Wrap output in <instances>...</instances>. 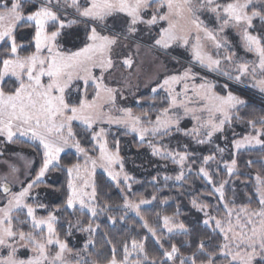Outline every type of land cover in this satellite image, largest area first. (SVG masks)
Masks as SVG:
<instances>
[{
	"label": "snow or ice",
	"instance_id": "1",
	"mask_svg": "<svg viewBox=\"0 0 264 264\" xmlns=\"http://www.w3.org/2000/svg\"><path fill=\"white\" fill-rule=\"evenodd\" d=\"M69 8L74 10L77 18L68 20L66 24L63 13ZM119 13L125 14L128 20L124 28L117 32L109 27L108 22L109 18ZM204 13L211 14L208 19L215 23V28H210L200 18ZM254 20L259 21L258 27L254 25ZM77 23L85 25L86 42L83 47L76 51L60 50L57 40L61 29ZM24 25H34L35 52L21 56L22 46L17 44L15 32ZM139 25H146L149 29L159 26L154 44L163 50L171 49L173 45L187 49L190 42L194 41L191 43L192 59L210 73H217L236 82H243V78L248 75L255 78L257 69L264 76V0H0V50L7 49L4 56L0 57V136L6 137L9 142L18 136L28 137L38 142L43 149L42 164L34 180L26 186L22 183L19 191H12L7 183L2 186L0 264H96L94 260L83 258L81 252H87L93 244L91 233L100 227L99 224L94 227L93 220L105 212L108 206L98 209L93 204L96 190L93 186L91 193L86 192L84 189L88 187L87 181L80 187L76 185L74 181L81 171L80 164H73L66 169L68 193L64 210L73 209L81 213L86 210L85 214H90L86 226L79 218L75 224L68 221L65 233L66 236L74 235L73 227L89 233L90 237L82 250L73 252L67 240L60 238L55 212L48 211L46 217H39L36 215L37 209L47 210V206L37 201L34 207L26 201L32 199L31 190L38 185L50 166L59 167L60 154L66 148H75L78 153H83L86 165L90 162L93 169L97 166V160L88 156L86 149L76 139L72 125L74 121H80L86 130H92L93 125L107 115L103 112L104 105L115 104L114 89L104 83V72L113 64L111 53L114 47L122 40L133 38L139 31ZM229 27L240 29L245 52L253 53L257 61H242L237 58L236 52L224 55L222 59L214 58L204 51L201 33L204 38L213 41L219 50L227 48L228 44L226 39L218 40L216 32H224ZM45 51L47 55H44ZM216 56L219 57V51ZM223 62L232 65L237 74L233 75L223 67ZM124 63L130 64L131 61L125 60ZM193 67L195 65L184 68L179 74L167 76L158 85L167 91L170 103L162 111L164 119L157 116L154 124L148 121L152 124L151 129L138 127L142 123L141 117L133 116L131 109H122L124 118L115 121L108 116V122L124 124L132 132H138L142 141L149 131L154 136H169L173 127L175 131H181L179 123L182 117L179 114L169 115L170 109L179 107L183 108L185 116L192 114L197 121V125L190 131L185 130L184 135L193 137L198 144L210 142L214 133L223 132L224 126L231 124L234 114H238L241 108L249 107V102L231 90L226 95H220L215 91L216 84L203 76L200 77L201 83L192 86L193 95L188 96L187 81L195 80L198 76ZM94 69H99L100 74L96 75ZM13 77L18 86L14 90L5 91V78ZM181 83L184 85L183 92H175L172 85ZM90 86L94 87L91 98L88 94ZM253 87H259L260 92L264 93V78L255 80ZM223 88L228 89L229 85L225 83ZM152 91L156 92L157 89L153 88ZM181 96L183 99H180ZM197 112L207 113V119L196 115ZM236 118L239 119V116L236 115ZM257 123L260 124L259 128ZM248 124L253 133L234 140L235 149L252 145L264 148V117L259 121L249 120ZM201 135L203 138H199ZM91 138L99 144L100 166L108 171L113 180L117 179L119 174L112 172L111 166L120 159L118 149L115 153L109 151L104 129L91 131ZM149 146L153 149V155L171 158L173 163L180 166L175 180L186 179L184 169L189 159L187 151H173L166 146H163L162 151L161 147L151 142ZM217 151L222 153L224 149L218 148ZM214 159L213 155L204 156L202 165L207 166ZM235 165V159L225 164L229 175L234 174ZM205 166H201L198 171L202 178L213 185L214 193H218L217 199L222 202L218 210L222 206L224 215L217 218L204 212L207 218L203 224L206 227L211 224L212 232L222 236V239L217 242L209 235L207 240H199L192 254L185 257L176 244L164 248L156 229L149 227L145 221L143 226L156 238V244L162 249L160 258L149 259L145 244L133 239L131 251L127 244L124 245L122 260H117L113 248L112 258L107 264H264V180L257 175L260 185L257 188L260 195L259 208L236 209L230 206V203L234 205V201L225 202L224 187L227 181L215 185L212 174ZM129 179L127 175L124 176L125 182ZM146 203L149 201L143 198L138 201L125 198L123 208L126 211L120 219H125L127 211H134L139 216L140 206ZM192 204L200 211L209 207L207 204H198L195 199ZM59 211L56 209V212ZM108 219L113 225L117 223L114 217L109 216ZM163 228L169 233L177 230L184 235L189 234L185 224L177 222L175 217L164 216ZM21 250L30 254L21 256ZM132 252L137 254V259H129ZM68 255L79 258L69 260Z\"/></svg>",
	"mask_w": 264,
	"mask_h": 264
},
{
	"label": "trees",
	"instance_id": "2",
	"mask_svg": "<svg viewBox=\"0 0 264 264\" xmlns=\"http://www.w3.org/2000/svg\"><path fill=\"white\" fill-rule=\"evenodd\" d=\"M221 2H224V0H221ZM81 24L77 23L69 26L67 33L80 27ZM254 25L258 27L259 21L254 20ZM50 30L51 28H49ZM15 36L17 44L22 46L20 49L21 56L35 52L34 25L18 27ZM64 36L58 40L59 46L63 43ZM85 42L86 37L81 45L65 51H76L80 47H83ZM6 50H0V57L4 56ZM61 50L64 51V49ZM180 58L183 59V57ZM163 61L166 66L171 67L169 66V64L171 65V60L164 58ZM203 75L206 78H210L214 83L224 81L215 75ZM257 78H264V76L260 73ZM246 84L249 83H243L244 86ZM3 85L5 91L14 90L18 86L15 79H6ZM229 86V90L249 102V107L241 108L238 114L233 115L231 124L224 131V141L222 140V136L217 138L218 140L216 139V143H219L218 148L224 149L222 153L217 151L218 148L215 141L196 144L188 136L176 131H172L169 136L161 137L158 135L146 142L139 141L135 135L129 134L122 128H110L107 131L105 138L108 148L114 153L118 149L123 169L131 177L130 187L124 188L115 185L101 172L95 174V206L99 209L107 205L108 209L94 218L93 226L95 227L96 224H99L100 227L91 233L93 244L89 246L87 252H81L83 258L89 261L94 260L96 264H107V261L112 258L113 248H115L117 260H122L124 257V245L127 244L128 249H130L132 247V240L135 239L145 244L149 259L153 257L159 259L162 249L156 244V238L152 237L148 229L143 226L145 221L149 227L156 229L164 248H169L170 244H176L181 254L185 257L192 254L199 240H207L209 235L214 238V241L218 242L221 240L222 236L216 235V233H213L211 229L203 224L205 216L198 212L192 204V201L195 199L198 204L209 205L207 208L210 214L217 218H220L224 214L222 206L218 210V206L222 202L218 201V196L213 192V185L208 184L198 171L201 166H204L202 165V158L204 156H215V159L206 166L210 174H212L215 185H219L222 181H227L224 187L225 202L234 201V205L230 203V206L235 208H239L240 206L249 207L250 209L259 208L256 177L259 175L264 180V148L245 150L235 155L229 147L232 146L234 140L253 133V129L248 124V121H259L261 117H264V100L230 84ZM154 87L137 94L130 92L129 94L132 95L127 98L129 103L124 107L131 109L134 116L141 117V124L145 127L152 125L148 123L149 120L154 124L157 116H162L163 109L168 108L170 103L164 92L153 93L152 89ZM215 90L220 95L227 94L220 85H217ZM88 94L89 98H91L94 94V87L90 86L88 88ZM236 115L239 116V119L236 118ZM259 127L260 124L257 123V128ZM72 129L76 133V139L86 149L88 156L96 159L99 151L95 146L94 140L91 138V131L86 130L79 124H73ZM181 129H185L184 126ZM150 142L162 149L163 146H167L169 150L174 151L176 149V151H187L189 153L186 167H190L192 171L186 175L185 180H175V176L179 174L176 165L170 163L168 158L159 159L158 156L153 155V149L149 146ZM4 148L6 151L23 150L33 154L35 159L34 167L30 173V178L25 184L27 185L28 182L34 180L42 164V148L21 140H14L12 143L5 144ZM232 159L236 160V173L229 175L225 164H230ZM249 161L252 163L249 164ZM73 164L81 165L82 161L73 153L62 155L59 160V167H51L44 181L34 187L36 189V202L29 201L28 203L33 204L35 207L38 201L47 206V210H37L36 215L39 217H46L48 211L55 212L58 219L56 228L60 238L66 239L69 247L73 249V252H76L84 248L90 234L81 232L78 228L73 227L72 231L74 235L66 236L68 221H72L75 224L76 219L79 218L86 226L90 215L81 213L80 211L64 210L68 193V174L66 169ZM165 177H172V179L166 180ZM154 196L156 199H153ZM125 198L134 201L143 198L149 201L150 205L140 209L139 216L127 213L125 219L121 220L120 217L124 216L126 211L123 208ZM56 209H60V211L56 212ZM109 216L116 219L117 223L115 225L108 219ZM164 216L175 217L177 222H183L186 228L189 229V234L184 235L181 232L174 234L167 233L163 228ZM72 258L75 260L79 257L72 255Z\"/></svg>",
	"mask_w": 264,
	"mask_h": 264
},
{
	"label": "rangeland",
	"instance_id": "3",
	"mask_svg": "<svg viewBox=\"0 0 264 264\" xmlns=\"http://www.w3.org/2000/svg\"><path fill=\"white\" fill-rule=\"evenodd\" d=\"M33 1L35 2V0H33ZM164 11H167V9H164ZM209 15H211V14L204 13L201 15L200 18L205 20V22L208 23L210 28H215L216 27L215 23L213 21H209V19H208ZM63 16H64L66 24H67L68 20H72V19L77 18L75 16L74 10L71 8L67 9V11H65L63 13ZM127 20H128V17L125 14L119 13V14L115 15L114 17L109 18V22H108L109 27L114 29L115 31L119 32L124 28ZM160 23H161V25H163L165 27L167 26L164 22H160ZM68 27L61 29V35L58 37V40H60L65 35L64 36L65 39L63 40V43H61L60 46L58 45L60 50L64 49V51H65V50L74 49L75 47H78L79 45H81L85 41L86 36H85V25H84V23H82L80 25V27L72 30L69 33H67ZM158 27L159 26H153L151 29H149L146 25H139L138 26L139 31H138V33L133 35V38H131L129 40H122L120 44H118L117 46L114 47V49L111 53V58H112L113 64L110 68H108L104 72V83L108 87L114 89V95L116 96V101H115L114 105H111V104H105L104 105L103 112L106 113L107 115L103 119L97 121L93 125V129L89 130V131L99 132L100 129H104V139H106L105 138L106 133L110 128H122L125 131H127L129 134L135 135L139 139V141H141V142H146L150 138L158 136V135H156V136L152 135L151 132L149 131L148 133L145 134L144 140L142 141L140 139V134L138 132H132L130 130V128L126 127L124 124H118L115 122L109 123L108 122V116L112 117L113 121H115L116 119L124 118V113L121 110L126 109L124 107H126V105L129 103L127 98L131 97V95H132V94H129L130 92L137 94L140 92H145V91L149 90L151 87L155 86L154 88H156L157 91L156 92L152 91L153 93H157L159 91H162L168 97L167 91L165 89L159 88L158 85L162 84L163 80L167 76L179 74V73L183 72L184 68H187V67H190L193 65H195V67H193V71L197 72L198 76L195 80L187 81V83L189 85V91L187 93L188 96L193 95V93L191 91L192 86L202 82L200 80V77L201 76L205 77L203 74H206V75L210 74V75H215L216 77H219L220 79L224 80L223 82H220V81L217 83L215 82L216 86L220 85V87L223 88V85L225 83H227L228 85L230 84L231 86H233V87L235 86L242 91L249 92L250 94L252 93V94H254V95H256V96H258L264 100V93L260 92L259 87H253L255 80L259 79V78H257L258 74H260L259 69H257V73H256L255 78H253V76H251V75H248V76L243 78V82H236L235 80H229L227 77L219 75L217 73H210L206 69L202 68L195 60L192 59L191 43L194 41L190 42L187 49L184 47H178L176 45H173V47L171 49L163 50V49L159 48L158 46H155L154 37L157 36ZM104 34H109V33L105 32ZM216 35H217L218 40H221V41H223L225 39L227 40V44H228L227 48H221V49L217 50L215 48L214 42L209 40V39L204 38L203 33H201V37H202L201 42L204 46V51L207 52L208 54L213 55L214 58H221L222 59L224 55L231 54V52H236L237 58H239L242 61H248V62L257 61V57L253 53H246L245 52V50L242 46L240 29L229 27V28H226L224 30V32H219L217 30ZM58 40H57V42H58ZM217 51H219V57L216 56ZM44 55H47L46 51L44 52ZM177 56H179V57H177ZM180 57H183V59ZM164 58L165 59L167 58V60H171L172 62H174V63L171 62V65L169 64V66H171L172 68L171 67L169 68L168 66H166V64L163 61ZM125 60H130L131 63L125 64L124 63ZM222 66L225 67L227 70L231 71L233 73V75L237 74L235 71V68L232 65H229L226 62H223ZM94 73L96 75H99L100 70L94 69ZM6 79H15V78L14 77L13 78H5V80ZM44 79L46 80L47 78L45 77ZM207 79L209 81H212L210 78H207ZM244 82H248L249 84H246L244 86L243 85ZM90 85H91V82H90ZM183 87H184L183 83L172 85V88L177 93H182ZM229 88H230V86H229ZM229 88L228 89L223 88V90H225L227 92L229 90ZM128 94H129V96H128ZM180 99H183V96H181ZM169 102H170V100H169ZM101 103H102V101H101ZM175 114H179L182 117V119L180 120V123H179V127L181 129L184 126L185 129H181V131H179V132L182 133L183 135H184L185 130L190 131L193 127H195L197 125V121L195 119H193L192 114H189L186 116L184 115L183 108L178 107V108L170 109L169 115H175ZM196 115H198V116L202 115L203 119H205V120L207 119V116H208L207 113H200V112H197ZM161 119H164V117L161 116ZM73 124H79L80 126L85 128V126L80 121H74ZM228 125L229 124H226L224 126V131L226 130V127ZM138 127L151 129L152 125L145 127L142 124H139ZM173 131H175V127H173ZM224 131L214 133L210 142H207V143H211L213 141H215V143H216V139L220 138L221 136H222V140L224 141L225 140ZM202 133H203V130H202ZM188 137L190 138V140H192L194 143H196V139H194L191 136H188ZM199 138H203V135H201V137H199ZM14 140H21V141H25V142H30L31 144H35L36 146L38 145V142L30 140L28 137H19L18 136V137H15L13 139V141ZM222 140L220 139L221 144H222ZM94 142H95L96 148L99 151L98 142L97 141H94ZM9 143H12V141L9 142L6 139V137L0 136V192L2 191V189H3L2 186L5 183H7L9 185V187L12 189V191H19L22 183L24 186L26 185L25 183L30 178V173H31L32 168L34 167V163H35L34 156L30 152H26L23 150L6 151L4 148V145L9 144ZM196 144H198V143H196ZM218 145H219V143L218 144L216 143L217 148H218ZM222 146H223V144H222ZM229 148H231V151L233 152V154L236 155L237 153H240V152L245 151V150L258 149L261 147L259 145H252V146H248L246 148L237 150V149H235V147L232 143V146ZM162 151H163V149H162ZM174 151H176V149H174ZM66 153H73L82 161L81 171H80L79 175L77 176V178L75 179L74 182L76 183V185L78 187H80L84 184L85 181H87L88 187L84 189L86 192L91 193L92 188L94 186V176L97 172H101V173L105 174L106 177L110 181H112L115 185H117L119 187L120 186L124 187V188L129 187L131 177L127 182L124 181V176L127 174L125 173L123 166L121 167L122 162L120 159L118 161H116L115 163H113L111 166V171L119 174L117 176V179L113 180L108 175V171L104 167L100 166L102 163L101 161H99L100 152H99L98 157L96 158L97 166L95 167V169L92 168V165L90 162L87 165L85 164V160H86L85 155L83 153H78L75 148H66L65 151L60 154V157ZM156 156H158L159 159L163 158L162 155H156ZM168 159L170 160V163L175 164L172 162L171 158H168ZM185 163H187V161ZM175 165L177 167L176 169L180 172V166L178 164H175ZM50 168H51V166H50ZM13 169H15V171ZM189 169H190V171H189ZM191 171H192V169L190 167H185V169H184L185 176L187 174H189ZM235 173H236V167L234 169V174ZM46 174H47V172L45 173V176H46ZM234 174H232V175H234ZM75 175L76 174H74V176ZM45 176L41 178V180L38 184H40L44 181ZM204 180L207 182L206 179H204ZM256 184H257V187L260 186L257 179H256ZM35 190H36L35 188H33L31 190L32 199H29L26 202H29V201L36 202V200H35L36 199V191ZM262 191H264V189H262ZM215 194L218 196V193H215ZM258 196L260 199L259 193H258ZM93 204L95 205V200L93 201ZM148 205H150V203L143 204L140 206V209H142ZM0 206H2V204H0ZM76 207L78 209L79 205H77ZM241 207H245V206H240L239 208H241ZM195 208L198 212L202 213L203 215H204V212H209L208 208H205L204 211H200L198 209V207H195ZM239 208H236V209H239ZM37 210H39V209H37ZM68 210L72 211L73 209H68ZM85 213H86V210H85ZM127 213L130 215H133V216H138L134 211H127ZM223 213H224V211H223ZM212 216H214V215H212ZM206 218L207 217L205 216V219ZM207 227L212 230L213 226L210 224ZM166 232L169 233L167 230H166ZM174 233H180V232L177 230H174L172 233H169V234H174ZM131 249H132V247L129 249V251H131ZM29 254L30 253H26L24 250H21V252H20L21 256H26ZM137 258H138L137 254L135 252H132V255L129 257L130 260H134ZM68 259L74 260L72 258V255H68Z\"/></svg>",
	"mask_w": 264,
	"mask_h": 264
},
{
	"label": "water",
	"instance_id": "4",
	"mask_svg": "<svg viewBox=\"0 0 264 264\" xmlns=\"http://www.w3.org/2000/svg\"><path fill=\"white\" fill-rule=\"evenodd\" d=\"M2 191H3V189H2ZM2 191H1V192H2Z\"/></svg>",
	"mask_w": 264,
	"mask_h": 264
}]
</instances>
